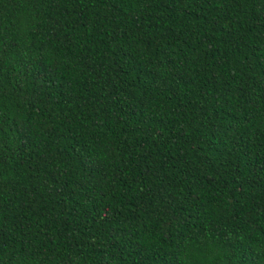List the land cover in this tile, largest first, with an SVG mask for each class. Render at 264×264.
<instances>
[{"label": "trees", "instance_id": "1", "mask_svg": "<svg viewBox=\"0 0 264 264\" xmlns=\"http://www.w3.org/2000/svg\"><path fill=\"white\" fill-rule=\"evenodd\" d=\"M0 264H264V0H0Z\"/></svg>", "mask_w": 264, "mask_h": 264}]
</instances>
